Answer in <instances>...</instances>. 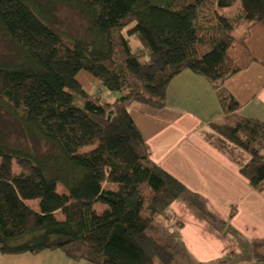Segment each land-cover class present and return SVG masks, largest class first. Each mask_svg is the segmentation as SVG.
I'll return each mask as SVG.
<instances>
[{
	"label": "trees",
	"instance_id": "1",
	"mask_svg": "<svg viewBox=\"0 0 264 264\" xmlns=\"http://www.w3.org/2000/svg\"><path fill=\"white\" fill-rule=\"evenodd\" d=\"M238 3L232 17L223 12ZM78 20L75 32L58 11ZM264 21V0H7L0 5V104L45 151L0 140V255L59 252L83 264H174L153 221L181 201L214 232L225 224L157 167L129 109L164 107L182 72L204 79L224 120L205 142L247 155L239 175L264 191V122L236 114L222 86L256 62L245 43ZM131 39L138 48L131 49ZM258 63L264 68V59ZM84 73L112 99L84 91ZM242 156L241 154L239 155ZM36 202V208L28 203ZM235 211L231 209L229 218ZM163 216V217H164ZM167 219V218H166ZM224 237V236H223ZM226 264H264V245ZM250 250V249H249ZM248 252V250L246 251Z\"/></svg>",
	"mask_w": 264,
	"mask_h": 264
},
{
	"label": "crops",
	"instance_id": "2",
	"mask_svg": "<svg viewBox=\"0 0 264 264\" xmlns=\"http://www.w3.org/2000/svg\"><path fill=\"white\" fill-rule=\"evenodd\" d=\"M245 46L256 62L264 59V21L249 31ZM136 48L138 45L132 44L131 49ZM256 62L228 79L222 89L240 106L238 116L264 122V68ZM79 76L78 83L88 94L104 96L106 102L112 99L87 75L80 73ZM82 81L88 87H83ZM129 111L146 145L149 165L159 168L188 193L199 197L218 220L248 243L264 245V191L255 193L239 175L236 157L240 153L226 155L205 142L210 135L209 126L220 124L225 116L204 79L182 72L167 85L161 110L133 105ZM231 209L235 211L232 219L229 218ZM162 219L177 229L174 233L179 236L177 240L195 264L222 262L238 251L231 240L198 221L184 202L172 203ZM0 264L83 263L71 262L59 252H44L35 256L0 255Z\"/></svg>",
	"mask_w": 264,
	"mask_h": 264
},
{
	"label": "rangeland",
	"instance_id": "3",
	"mask_svg": "<svg viewBox=\"0 0 264 264\" xmlns=\"http://www.w3.org/2000/svg\"><path fill=\"white\" fill-rule=\"evenodd\" d=\"M7 0H0V5L2 3H6ZM239 10L238 3H234L233 6L230 9H227L223 12V16L229 18L234 16ZM63 20L69 22V24L65 23V26H62L61 29L75 32L78 30V20L74 15H71V13L59 10L57 12ZM132 44H136L135 40L131 39ZM7 47L6 44L3 42L2 38H0V59L7 53ZM81 76V75H80ZM79 76L78 82L81 81ZM80 80V81H79ZM82 86L88 87V84L82 81ZM85 91V90H84ZM86 92V91H85ZM106 94L105 92H103ZM98 94V92H97ZM98 96V95H93ZM99 97L104 100L106 99L104 96ZM33 138H30V135H28L25 132H22L19 128V124L16 122L15 118L12 116V113L2 104H0V140L5 145L9 146L10 148H24V149H31L33 146L35 148L36 153L41 154L43 151H45V145L43 144V141L40 139L37 141L31 140ZM242 156L240 158H237V162L242 164H245L248 157L244 153L242 154L240 151H237ZM36 202H30L28 203V206L35 207L36 208ZM168 212V210L165 212V214ZM163 216H160L159 218L155 219L153 221V226L156 228V232L151 234L153 239L156 240V242L160 245L167 246L169 251L174 256V264H195V260L189 254L185 248L180 244V242L177 240L179 239L178 234L175 233V227L171 222L165 223L163 221ZM220 223H222L221 220H218V228L220 227ZM225 224V223H224ZM177 230V229H176ZM224 232L222 235L225 239L231 240L232 243L235 245V247L238 248V251L233 254L234 257H240L242 258L246 257V254H252L253 250H258L259 248H252V245L256 244H250L248 243L244 238H242L235 230H233L231 227H227L225 224V228L223 230ZM250 249V250H249ZM248 250V252H246ZM225 260V259H224ZM217 262L215 264H226V262Z\"/></svg>",
	"mask_w": 264,
	"mask_h": 264
}]
</instances>
